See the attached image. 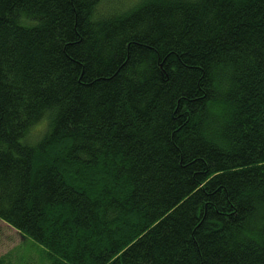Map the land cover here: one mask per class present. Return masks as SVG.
<instances>
[{
  "label": "trees",
  "instance_id": "1",
  "mask_svg": "<svg viewBox=\"0 0 264 264\" xmlns=\"http://www.w3.org/2000/svg\"><path fill=\"white\" fill-rule=\"evenodd\" d=\"M102 1L0 0V220L51 264H264V0Z\"/></svg>",
  "mask_w": 264,
  "mask_h": 264
},
{
  "label": "rangeland",
  "instance_id": "2",
  "mask_svg": "<svg viewBox=\"0 0 264 264\" xmlns=\"http://www.w3.org/2000/svg\"><path fill=\"white\" fill-rule=\"evenodd\" d=\"M139 0H103L100 4L103 9L118 7V10L127 11L128 7L137 4ZM127 9V10H125ZM44 123L33 126L31 138L41 134ZM0 264H51L47 251L31 238L23 236L11 226L0 220Z\"/></svg>",
  "mask_w": 264,
  "mask_h": 264
}]
</instances>
